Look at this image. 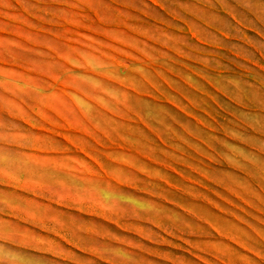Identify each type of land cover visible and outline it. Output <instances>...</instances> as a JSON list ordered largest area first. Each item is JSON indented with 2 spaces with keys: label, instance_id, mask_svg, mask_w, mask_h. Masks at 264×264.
Wrapping results in <instances>:
<instances>
[{
  "label": "rangeland",
  "instance_id": "rangeland-1",
  "mask_svg": "<svg viewBox=\"0 0 264 264\" xmlns=\"http://www.w3.org/2000/svg\"><path fill=\"white\" fill-rule=\"evenodd\" d=\"M0 264H264V0H0Z\"/></svg>",
  "mask_w": 264,
  "mask_h": 264
}]
</instances>
